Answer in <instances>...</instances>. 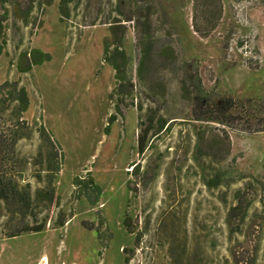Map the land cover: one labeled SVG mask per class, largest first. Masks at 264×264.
<instances>
[{"label": "rangeland", "instance_id": "374dc122", "mask_svg": "<svg viewBox=\"0 0 264 264\" xmlns=\"http://www.w3.org/2000/svg\"><path fill=\"white\" fill-rule=\"evenodd\" d=\"M32 1L0 0V176L32 199L1 204L0 264H264V0H79L64 22L54 0L18 18ZM115 16L133 19L122 92L103 60ZM32 47L52 59L20 72Z\"/></svg>", "mask_w": 264, "mask_h": 264}, {"label": "trees", "instance_id": "16d2710c", "mask_svg": "<svg viewBox=\"0 0 264 264\" xmlns=\"http://www.w3.org/2000/svg\"><path fill=\"white\" fill-rule=\"evenodd\" d=\"M7 1V0H5ZM74 1L79 0H60L59 2V12H60V22H64L66 18L70 16V11L68 8V5L73 3ZM34 2H37V5L41 8L42 6H51L54 4V0H33L32 4L28 7L26 13L24 15H17L18 18L21 19H27L30 15V13L34 9ZM119 15H122L120 13ZM9 19V11L4 10L2 14H0V56L4 52V34H5V25L4 23ZM133 20L132 18H122L119 16H115L112 21H110L109 25V31L110 35L105 38L104 40V55L103 60L109 63L115 70V76L116 79L121 82V84L116 87L117 91L122 92V86L123 82L126 80V69L129 63V57L127 55L126 49L124 47V40L125 35L127 32V24H125V21ZM200 31V29H199ZM3 39V40H1ZM114 46L112 50L111 46ZM52 59V56L49 52H46L38 47H32L29 50L22 51L19 55L18 62H17V68L20 72L26 73L33 69V67L37 65H42L46 61H49ZM10 82L6 81L0 86V93L2 91L10 86ZM14 86V92L16 93V100L19 101V109L20 113H23L27 111L29 107V96L26 88L24 86H21L18 88V83L14 82L12 83ZM17 89V90H16ZM12 93V92H11ZM116 120V116H112L110 118L109 124L106 127L107 133H109L112 122ZM160 127L165 128L164 124H162ZM43 132L46 134L47 130L43 128ZM146 147V144L143 142L141 138H139V153L143 152ZM136 162L133 163L132 166H135ZM216 177V176H215ZM90 183L93 187V191L96 193L97 198L94 199L91 203L96 204L98 202V197L102 194V188L99 184L94 183V180L90 178ZM210 185L212 186H218L221 182L217 180L216 178H212L209 180ZM39 194L43 195L44 200H47L50 205H52L58 196L56 195V192L53 188L43 192L39 191ZM2 202L10 203L13 202L15 204L21 205V208H28L32 205V199L29 194V192L23 191L19 184L15 181L12 177L0 176V207ZM233 209H236V206L233 207ZM65 216L59 215L58 218V224L60 226H63L66 222ZM124 225L129 229L131 233L134 232L132 230L131 224L127 217L124 219ZM46 227V221H42L39 224L34 225H26L24 226L20 231L21 232H41ZM17 234L13 233L11 236H15ZM127 248H124L126 250ZM126 261L128 259L126 258Z\"/></svg>", "mask_w": 264, "mask_h": 264}]
</instances>
